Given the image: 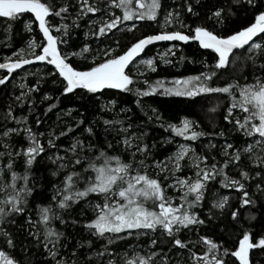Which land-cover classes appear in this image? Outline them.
Here are the masks:
<instances>
[{
    "label": "snow or ice",
    "instance_id": "6c2138e0",
    "mask_svg": "<svg viewBox=\"0 0 264 264\" xmlns=\"http://www.w3.org/2000/svg\"><path fill=\"white\" fill-rule=\"evenodd\" d=\"M17 23L29 39L0 61V86L12 84L0 110V264H254L264 253L253 226L264 210V0H0L7 46ZM141 23L150 31L122 47L116 32ZM162 41L205 50L201 70L142 79L161 62L196 63L170 58L176 45L142 56ZM29 65L43 68L13 84ZM105 90L133 95L136 110L100 102ZM155 96L182 98L186 113L165 119L145 104ZM212 99L224 126L208 132L193 116Z\"/></svg>",
    "mask_w": 264,
    "mask_h": 264
},
{
    "label": "trees",
    "instance_id": "16d2710c",
    "mask_svg": "<svg viewBox=\"0 0 264 264\" xmlns=\"http://www.w3.org/2000/svg\"><path fill=\"white\" fill-rule=\"evenodd\" d=\"M153 27H155L153 25ZM150 31V29L141 23L140 30L136 31L135 33H130L127 36H122V33L117 31L115 34L116 38H121V46L127 45L130 41H132L133 37L141 36L143 33ZM32 35H35L33 33ZM29 39V34L26 33L23 29V25L20 23H17L14 25V33L13 38L11 41V46L8 45V41L5 40L4 35L2 34V28H0V61L3 60L4 57L10 56L12 52L19 47L24 46L26 41ZM107 42V41H106ZM98 43V42H97ZM173 45H176L175 51L177 53L176 57H170L174 60H178V58L181 55H184L189 58V60H195L196 63H190L188 61H185L183 63H176L175 66L171 65H164L162 62L159 64L158 70L156 73H147L144 78L150 79V81H155L157 79H167L168 81H171L173 78H179L182 76H188V75H195L201 70V64L199 61L203 58L202 53H205V50L198 49L197 45L194 42L189 43L188 45H185L183 43L179 42H161L157 43L151 47H149L145 53L142 56H156L159 52L163 50H167L169 47H173ZM114 46V45H113ZM182 50V51H181ZM37 67L43 68L41 65L36 66H27L24 70H18L17 74H14L16 76V79L12 82L18 83L20 76L25 74L26 72H35ZM50 67V66H49ZM144 71V70H143ZM4 74V71L0 72V75ZM41 74H44L43 71ZM30 79H33L32 77H29ZM12 84H9L7 88H4L3 86H0V110H2V106L5 104L7 100V94L11 91ZM47 90V89H45ZM58 94V93H56ZM110 98H115L118 100L121 106L124 107H131L134 110L135 104L134 100L135 97L131 94L126 93H119L117 90H105V94L103 96L99 97L100 102H106ZM38 101V107L36 109V114L39 115L43 112V110L47 107V104H39V97H37ZM146 105H151L152 107H157L160 109V111L164 114L165 119L173 118L177 115H184L187 110L186 102L183 101L182 98H169V97H161V96H155V97H146L144 98ZM217 101L215 99H212L209 101L206 106L204 101H200L195 109H194V116L193 118H197L201 121V126L203 130L211 132L213 128V124L218 123L221 127L224 126V122L220 119V116L212 115L208 113L207 108L212 107ZM223 103V102H221ZM61 107H80V101L75 99H62L61 101ZM83 111V109H81ZM56 116L57 112L50 113L48 117L44 119V123L41 127H39L38 131L45 132L47 131L51 126H53L56 123ZM89 118H92L93 113L91 111L88 112ZM30 120H34V117H30ZM209 121H212L210 123ZM35 129V125H34ZM152 135L156 137L157 139H162L164 136L167 135L163 131V129H156L152 132ZM208 138L205 137L203 139V143H207ZM62 143H67V141H62ZM199 144V142H197ZM170 150V149H168ZM199 150V148H198ZM36 174L39 176L43 174L44 176H47V173L45 172V169L41 166H37L36 168ZM46 183V180H45ZM228 190H225L227 192ZM234 195V193H233ZM204 211H207V208H205ZM253 226L257 233L260 232L262 228H264V210H261L258 214L257 221L253 222ZM68 231L71 233L73 230L68 229ZM254 264H264V259L261 257H264V253L255 252L254 254Z\"/></svg>",
    "mask_w": 264,
    "mask_h": 264
},
{
    "label": "rangeland",
    "instance_id": "374dc122",
    "mask_svg": "<svg viewBox=\"0 0 264 264\" xmlns=\"http://www.w3.org/2000/svg\"><path fill=\"white\" fill-rule=\"evenodd\" d=\"M169 48H172V47H169ZM168 48V49H169ZM166 50H163V51H161V52H159V53H164ZM144 58H147V57H151V56H143ZM144 69L143 68H141V71H143Z\"/></svg>",
    "mask_w": 264,
    "mask_h": 264
},
{
    "label": "water",
    "instance_id": "95a60500",
    "mask_svg": "<svg viewBox=\"0 0 264 264\" xmlns=\"http://www.w3.org/2000/svg\"><path fill=\"white\" fill-rule=\"evenodd\" d=\"M162 42H168V41H162ZM157 43H161V42H157ZM157 43H156V44H157ZM171 43H174V42H171ZM179 43H182V42H179ZM190 43H191V42H190ZM152 46H153V45H152ZM149 47H151V46H149ZM149 47H148V48H149ZM148 48H147V49H148ZM147 49H146V50H147ZM146 50H145V51H146ZM142 55H143V54H142ZM29 66H30V65H29ZM25 67H27V66H25ZM1 71H4V70H0V72H1Z\"/></svg>",
    "mask_w": 264,
    "mask_h": 264
}]
</instances>
